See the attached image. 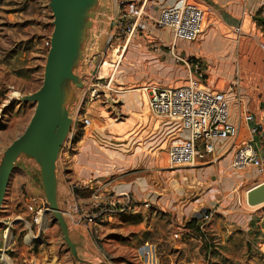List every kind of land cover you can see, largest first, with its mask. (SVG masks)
<instances>
[{
	"label": "rangeland",
	"instance_id": "obj_1",
	"mask_svg": "<svg viewBox=\"0 0 264 264\" xmlns=\"http://www.w3.org/2000/svg\"><path fill=\"white\" fill-rule=\"evenodd\" d=\"M130 1L99 0L90 17L84 56L75 69L83 86L72 84L68 111L73 123L75 115L89 110L92 125L85 128L79 119L71 125L57 162L60 188L66 190L58 203L61 210L68 202L88 207L96 180L104 177L110 193L134 192L150 208L92 225L64 218L86 262L77 261L52 212L44 215L41 227L33 224L36 212L49 205L40 167L23 155L0 212V264H264V253L252 239L260 232L258 222L264 226V204L250 206L246 198L264 174L234 170L233 153L221 151L208 164L170 168L167 150L177 140L170 134L172 125L152 115L146 93L139 91L150 84L185 83L186 67L172 54L171 35L155 23L162 7L179 0H148L133 35L137 15L128 13L134 9ZM188 2L207 10V29L196 42H178L176 53L200 61L210 87L241 96L244 103L250 98L243 87H249L254 105L262 102L264 0ZM53 21L50 0H0V163L34 114L35 103L21 99L43 84ZM118 52L124 56L123 75L113 88L123 91L90 101L85 90L98 84L97 72ZM97 194L106 196L104 189ZM206 211L214 212L205 234L192 227L189 237L174 238L177 223L195 222ZM244 229H250L249 237Z\"/></svg>",
	"mask_w": 264,
	"mask_h": 264
},
{
	"label": "built area",
	"instance_id": "obj_2",
	"mask_svg": "<svg viewBox=\"0 0 264 264\" xmlns=\"http://www.w3.org/2000/svg\"><path fill=\"white\" fill-rule=\"evenodd\" d=\"M147 1L143 0L137 5L135 0L130 1L129 7L134 9L128 10V13L133 14L134 17L137 15L130 29L131 35L137 28ZM207 20L208 14L204 6L188 0H179L172 5L162 7L155 23L158 28L171 32L173 40L170 49L174 58L186 67L185 83L174 86L150 84L140 87L139 91L146 93L147 105L152 115L172 125L171 131L175 133L177 140L172 142L167 150L170 168H196L208 164L210 157L213 158L219 153L218 144L225 143L227 147L223 148L221 155L233 153L231 166L234 170L254 168L260 174H264V105L257 111H241L239 118L248 125V129L246 140L237 144L239 126L233 121L232 104L236 98L238 104L243 103V98L241 96L233 98L226 91L210 87L206 83V73L200 61L187 60L176 53L178 42H196L205 35ZM46 46L51 47L50 40L46 42ZM116 55L106 67L104 62L97 72L98 84L87 90L84 89L85 92L90 93V101H96L101 96L108 98L113 92L123 91L113 88L116 79L118 80L122 75L119 69L124 57L123 52H118ZM91 116L87 109L84 113L75 115L72 128L77 119L83 127L89 128L92 125ZM102 181L96 180L97 190L93 192L88 207H79L74 202H68L67 210H61L64 218L70 219L73 224H78L79 221L92 225L97 220L125 214L137 207L150 208L149 202L140 204L131 192L110 193L109 182L102 184ZM102 189L105 190L106 196L97 194ZM48 212H50L48 207L40 208L36 212L33 224L41 227L43 217ZM213 212L206 211L197 219L198 229L203 234L213 218ZM261 221L264 222V218ZM190 235L191 229L187 227V222L176 224L174 232L176 240L182 241ZM257 248L259 252L264 253L261 245H257Z\"/></svg>",
	"mask_w": 264,
	"mask_h": 264
},
{
	"label": "water",
	"instance_id": "obj_3",
	"mask_svg": "<svg viewBox=\"0 0 264 264\" xmlns=\"http://www.w3.org/2000/svg\"><path fill=\"white\" fill-rule=\"evenodd\" d=\"M98 4L99 0H50L54 30L43 84L38 91L21 99L35 103V111L24 133L6 149L0 163V212L17 160L23 155L33 159L40 167L49 211L80 262L86 261L78 256L58 203L57 162L72 125L68 111L73 99L72 84L83 86L75 69L84 56L90 17ZM247 203L264 204V182L247 192Z\"/></svg>",
	"mask_w": 264,
	"mask_h": 264
},
{
	"label": "crops",
	"instance_id": "obj_4",
	"mask_svg": "<svg viewBox=\"0 0 264 264\" xmlns=\"http://www.w3.org/2000/svg\"><path fill=\"white\" fill-rule=\"evenodd\" d=\"M165 30L167 31V33H169L171 35V32L169 30H167V29H165ZM171 38L173 40L172 35H171ZM209 59H211V58H209ZM206 75H207V73H206ZM206 81H208V79H206ZM243 89L245 90L246 96H248L250 98L249 103H244L243 102V103L238 104V105L235 104V103L232 104L233 121L239 126V138L237 139V144H241V143H243V141L246 140L247 129H248V125L243 123L240 120V118H239V115H240L241 111H257L261 106L264 105V100L262 102H259V103L254 105V96L251 95V93L253 92L252 88H249V87L244 88L243 87ZM263 99H264V97H263ZM234 101L235 100H233V102ZM146 102H147V100H146ZM147 107H148V105H147ZM148 110H149V108H148ZM170 134H172V131L170 132ZM227 144L230 145L231 143H227ZM225 147H227V145L225 143L218 144V146H217L218 152L220 153V151H222L223 148H225ZM100 179L103 180V181L106 180V179H104V177H100ZM263 182L264 181L255 184L252 188H254L255 186H257V185H259V184H261ZM65 192H66V190H62L60 188V179H59V176H58V201H59V198H60L61 194L63 193L62 195H64ZM131 193H132V195L134 197L136 196L134 192H131ZM68 194H69V192H68ZM246 198H247V193H246ZM255 221H257V219H255ZM258 224H260L259 225L260 226V232H259L258 235H253L252 239L256 243V245H261L264 248V226H263L262 223L258 222ZM244 231L247 233V236L249 237L250 234H251L250 229H244ZM249 242H250V240H249Z\"/></svg>",
	"mask_w": 264,
	"mask_h": 264
},
{
	"label": "trees",
	"instance_id": "obj_5",
	"mask_svg": "<svg viewBox=\"0 0 264 264\" xmlns=\"http://www.w3.org/2000/svg\"><path fill=\"white\" fill-rule=\"evenodd\" d=\"M187 227L189 228V229H191L192 227H196V228H198V220H196L195 222L194 221H188L187 222Z\"/></svg>",
	"mask_w": 264,
	"mask_h": 264
},
{
	"label": "bare ground",
	"instance_id": "obj_6",
	"mask_svg": "<svg viewBox=\"0 0 264 264\" xmlns=\"http://www.w3.org/2000/svg\"><path fill=\"white\" fill-rule=\"evenodd\" d=\"M123 61V60H122ZM107 65H105V67H106ZM120 74H122V72H120ZM123 75V74H122ZM14 96H19V94L18 93H14ZM260 205H262V204H260ZM257 206H259V205H257ZM5 238H7V235H6V237Z\"/></svg>",
	"mask_w": 264,
	"mask_h": 264
}]
</instances>
